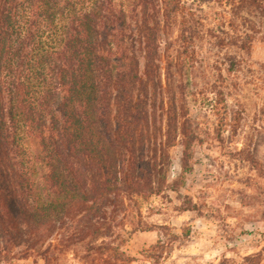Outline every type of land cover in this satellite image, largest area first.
I'll return each mask as SVG.
<instances>
[{
	"label": "trees",
	"instance_id": "obj_1",
	"mask_svg": "<svg viewBox=\"0 0 264 264\" xmlns=\"http://www.w3.org/2000/svg\"><path fill=\"white\" fill-rule=\"evenodd\" d=\"M215 1L229 7L226 28H205L187 0H0V264L22 245L49 252L39 243L77 211L99 236L122 196L160 194L171 142L159 132L179 137L182 175L192 169L196 134L172 65L193 68L209 34L233 73L264 40V0ZM173 26L178 55L164 83L162 41ZM221 87L209 84L224 99ZM182 198L180 210L201 212ZM260 252L245 259L264 264L250 262Z\"/></svg>",
	"mask_w": 264,
	"mask_h": 264
},
{
	"label": "rangeland",
	"instance_id": "obj_2",
	"mask_svg": "<svg viewBox=\"0 0 264 264\" xmlns=\"http://www.w3.org/2000/svg\"><path fill=\"white\" fill-rule=\"evenodd\" d=\"M187 2L205 28L227 27L231 13L225 3ZM177 36L173 26L162 41L164 83L165 66L178 55ZM212 42L209 34L199 42L188 72L171 68L172 80L185 84L187 117L196 134L192 169L182 175L179 137L159 132V141L171 142L168 183L160 194L122 196L109 207L106 222L98 224L104 230L99 236L89 230L93 223L83 218V210L77 211L39 243L43 249L51 245L49 252L22 245L9 264H249L245 258L264 249V171L259 168H264V40H253L233 73L221 63L226 49ZM211 82L222 86L224 99L210 92ZM231 114L237 120L229 125ZM165 117L159 112V126ZM184 194L201 212L179 209ZM81 228L80 237L72 235ZM250 262L264 263V252Z\"/></svg>",
	"mask_w": 264,
	"mask_h": 264
}]
</instances>
